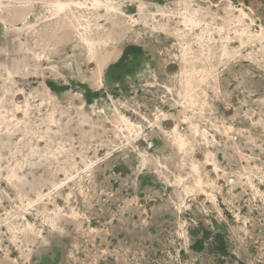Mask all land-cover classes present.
I'll return each instance as SVG.
<instances>
[{
  "label": "rangeland",
  "instance_id": "rangeland-1",
  "mask_svg": "<svg viewBox=\"0 0 264 264\" xmlns=\"http://www.w3.org/2000/svg\"><path fill=\"white\" fill-rule=\"evenodd\" d=\"M120 2L124 19L150 38L120 40L97 88L84 79L96 61L73 47L77 29L64 32L60 53L37 61L20 48L25 32H11L14 45L0 23V86L30 93L46 85L63 105L72 93L97 122L85 139L63 118L66 150L46 171L32 169L37 156L27 165L21 153H4L0 264H264V84L248 83L247 61L233 66L215 32L248 28L252 44L234 41L228 51L264 63V0ZM184 15L199 25H185ZM120 114L132 133L113 123Z\"/></svg>",
  "mask_w": 264,
  "mask_h": 264
},
{
  "label": "bare ground",
  "instance_id": "bare-ground-1",
  "mask_svg": "<svg viewBox=\"0 0 264 264\" xmlns=\"http://www.w3.org/2000/svg\"><path fill=\"white\" fill-rule=\"evenodd\" d=\"M8 4L10 5H8L9 7L7 8L5 5L3 6L0 4V23L5 27L4 37H6L11 43H14V45H18V43H16V41H18L17 38L20 33L24 31L25 41L19 42L20 48L24 46L25 53L26 51L30 52L32 50L33 58L37 61L46 58L50 59L51 54L60 53L65 45V40L63 38L64 32L66 30H70L67 31V33L71 34L72 30L77 29L79 37L77 39L78 41L73 43V47L76 48V51H78L84 59L93 58L96 61V69L91 73V75L84 78L85 82H87L92 88L100 87L104 83L102 78L103 74H101L104 70L103 67L109 60L113 59L118 54L115 48L120 40L122 41V39L128 38L129 36L135 38L137 41L150 38L144 33H140L137 29L133 28L134 22L129 23L124 19L123 4L120 0H11V3ZM78 12H81V14H78ZM170 18L171 17H168V19ZM183 18L185 25H199V22L194 18H188L185 15ZM19 22L22 23V27L18 28L16 27V23ZM240 29L235 28L233 36H229L230 31H224L222 27L215 30L217 34H220L223 54L228 53L227 60L233 66L237 63L241 65L242 62L247 61L249 69L244 73V76L248 77V83L250 80H256L259 84L257 86L263 85L264 63L261 64L260 60H257L256 57L250 55L247 56V60L243 59L245 56L240 54L239 50H236L235 48L231 49L230 52L228 51L229 46L234 41H238L242 48L246 47L248 43L252 44V35L249 33L250 31H247L248 28ZM11 32L17 34L18 37L12 38ZM208 33H210V31H208ZM244 36H246L245 39L243 38ZM230 53L232 54L230 55ZM24 57H28V55H23V58ZM261 60L264 61V56ZM33 65L35 66V63ZM230 68H227V70L229 71ZM218 78L217 81H219L220 87L223 86L227 89L229 87V80L227 77ZM232 81L235 87L234 90L240 94L241 88H238L239 82L233 79ZM206 82H209L208 78L206 79ZM249 85V90L253 91L252 83ZM185 86L188 87V78L186 79ZM0 89H3L0 92V170L5 168L2 166L4 153H10L12 156H18L21 153L24 156L23 160H25L24 162L27 163V165H29V158L37 156L40 161L35 164L32 163V169L40 166L46 171L49 169V165L52 161L59 158L60 153L66 150L64 148V139L60 137L64 136L63 131H65V125H67V123L69 124L74 122V126H70V132H72L73 129H77L81 136L85 139H91L93 137L92 132L97 130V122L93 120L92 112H86V109H81L82 106H75L74 99L77 98V96L71 95L72 93L65 96L67 103L66 105H63L59 101L58 97H56L46 85L43 90H35L30 93L25 92L24 88L2 87V84ZM20 95H23L24 97L22 102H18L16 100V98ZM229 95L230 94H228V96ZM36 100H39V102H34ZM44 109H46L45 112H43ZM18 113H22V116L19 117ZM63 118L66 119L67 122L65 125H63ZM113 123L115 125L119 124L121 130L124 129L128 131L129 134L132 133V129L134 127L133 123L126 116L122 114L115 116ZM85 127L90 129L89 136L86 135L87 133H84ZM40 141L45 143L43 147H40ZM174 141L180 146V148H183L186 143L185 135L183 136L178 134L174 138ZM55 143L57 144L56 148L53 147ZM14 146H17L16 150L5 152V150L8 151L7 149H11ZM98 150L99 149H96L94 152H97ZM71 158H73V156H70L68 160H71ZM22 163L11 168V173L9 174L13 176L14 172L16 173L18 169L24 166ZM60 169L61 168H57L55 174ZM65 172L67 171L65 170ZM22 177L25 176L22 175ZM5 179L9 184L8 186L12 184L14 187V184L12 182L10 183L8 178ZM0 180L3 182L4 178H0Z\"/></svg>",
  "mask_w": 264,
  "mask_h": 264
}]
</instances>
